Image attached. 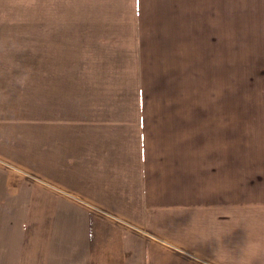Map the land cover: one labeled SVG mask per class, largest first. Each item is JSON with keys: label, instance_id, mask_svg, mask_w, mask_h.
<instances>
[{"label": "crops", "instance_id": "0c3cea01", "mask_svg": "<svg viewBox=\"0 0 264 264\" xmlns=\"http://www.w3.org/2000/svg\"><path fill=\"white\" fill-rule=\"evenodd\" d=\"M171 1L128 0L120 14L123 1L97 0L101 11L86 26L78 0H38L35 27L0 19V145L17 137L14 124L36 122L38 176L58 195L43 204L53 211L55 264H198L187 253L264 264V199L253 198L255 187L239 192L236 165L209 168L184 133L189 107L172 106L169 121V104H143L141 93L169 97L167 79L155 93L127 86L113 94L103 74L81 72L79 36L103 50L169 48V10L181 9Z\"/></svg>", "mask_w": 264, "mask_h": 264}, {"label": "rangeland", "instance_id": "374dc122", "mask_svg": "<svg viewBox=\"0 0 264 264\" xmlns=\"http://www.w3.org/2000/svg\"><path fill=\"white\" fill-rule=\"evenodd\" d=\"M121 1L123 14L128 11V0ZM171 3L182 10H169V48L144 49L137 42L133 51L103 50L97 41L81 42L84 36H79L81 72L91 70L89 80L103 74L102 78L115 86L113 94L127 86L135 93L140 89L155 93L166 78L169 97L156 101V96L142 97L141 93L143 104H169V121L175 115L172 106L189 107L190 124L184 133H189L191 144L198 145L202 155L206 153L209 168L220 171L223 165H236L239 192H246V185L254 186L253 198L264 199V0ZM37 5L38 0H0V19H7L13 28L35 27ZM58 6L60 23L61 1ZM99 11L97 0H78L79 26L95 22L93 15ZM27 15L29 18L24 17ZM149 21L147 18L143 26ZM29 47L31 53H37L36 43ZM29 124L26 128L14 124L17 137H7L0 145V264H55L49 248L53 211L44 209L43 204L48 206L58 195L38 176V130L35 121ZM214 153L237 157L215 161ZM9 184L14 193L7 192L12 188ZM184 257L198 264H218L213 258H193V253ZM228 260L246 262L241 257Z\"/></svg>", "mask_w": 264, "mask_h": 264}]
</instances>
